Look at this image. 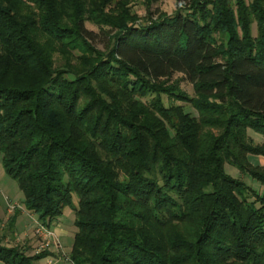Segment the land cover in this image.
I'll return each instance as SVG.
<instances>
[{"label":"trees","instance_id":"trees-1","mask_svg":"<svg viewBox=\"0 0 264 264\" xmlns=\"http://www.w3.org/2000/svg\"><path fill=\"white\" fill-rule=\"evenodd\" d=\"M87 20L111 26L105 49ZM250 129L264 138V0L144 20L131 0H0V159L38 221L74 210L73 264H264V193L225 168L264 184ZM51 256L0 236L5 264Z\"/></svg>","mask_w":264,"mask_h":264},{"label":"rangeland","instance_id":"rangeland-1","mask_svg":"<svg viewBox=\"0 0 264 264\" xmlns=\"http://www.w3.org/2000/svg\"><path fill=\"white\" fill-rule=\"evenodd\" d=\"M187 0H131L132 9L141 16L142 20L147 17L149 10L155 11L159 9L167 13H173L178 7L186 4ZM86 26L94 31L93 42L96 47L100 49H105V45L109 40V35L111 26L103 25L100 26L90 20L86 21ZM54 63L60 64L64 61V57L59 51H55ZM76 61V58H71ZM175 79H180V85L185 88L189 93L193 94L192 83L184 78L182 73H176L172 77V81ZM163 98L166 103L170 100L167 95L163 94ZM178 103H183L181 100H177ZM187 110L193 114H196V110L190 104H186ZM249 134L257 142H261L264 138L262 134L249 130ZM249 159L257 164H262L264 166V155L250 154ZM225 168L227 172L235 177L242 178L247 184H249L253 189L260 193H264V184H262L257 179L253 178L248 172L242 171L237 166L226 162ZM76 200V199H75ZM0 202H1V214L0 215V236L4 235L5 242L10 244L23 245L28 253L38 252L41 246L42 239L40 236L36 235V223L38 221V216L35 213L28 212L24 205V193L19 187L17 180L11 175L7 174L4 170L0 159ZM15 207L21 208V213L17 215L16 221L13 227L10 228V218L14 214ZM75 212L68 206L64 209L63 213L56 216L53 221L51 228L54 229L58 235L59 241L62 245V250L66 254V261L68 264H73L70 261L69 251L72 246L74 231L76 230V225L74 224ZM66 229L67 235H61L60 229ZM68 251V252H67ZM39 264H46L47 259L43 257L37 261ZM0 264H5L0 260Z\"/></svg>","mask_w":264,"mask_h":264},{"label":"built area","instance_id":"built-area-1","mask_svg":"<svg viewBox=\"0 0 264 264\" xmlns=\"http://www.w3.org/2000/svg\"><path fill=\"white\" fill-rule=\"evenodd\" d=\"M42 239L41 248H48L52 251L62 250V245L59 241L58 235L51 227H47L40 221L36 223V229L34 232ZM63 252V250H62ZM56 259L54 257H48L46 264H55Z\"/></svg>","mask_w":264,"mask_h":264},{"label":"crops","instance_id":"crops-1","mask_svg":"<svg viewBox=\"0 0 264 264\" xmlns=\"http://www.w3.org/2000/svg\"><path fill=\"white\" fill-rule=\"evenodd\" d=\"M60 231V234L61 235H67V230L66 229H60L59 230ZM68 252V251H67ZM57 264H68V262L66 261V259H64V258H62V257H59L58 259H57Z\"/></svg>","mask_w":264,"mask_h":264}]
</instances>
